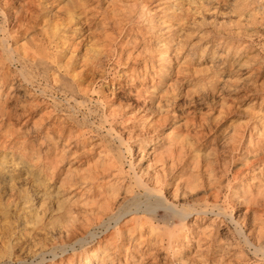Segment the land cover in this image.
Here are the masks:
<instances>
[{
    "label": "bare ground",
    "instance_id": "1",
    "mask_svg": "<svg viewBox=\"0 0 264 264\" xmlns=\"http://www.w3.org/2000/svg\"><path fill=\"white\" fill-rule=\"evenodd\" d=\"M33 1L34 0L24 1L25 3H23L24 5H21L20 7L21 9L19 8L20 10L16 11L17 16L15 19L19 20L21 13L23 11L27 13L29 9L28 7L32 5ZM89 1L90 0H71L70 3L71 7L66 10L69 19L68 25L77 26L79 20L81 21L85 20L86 22L88 21L89 17L86 18L84 14L86 13V10H88L87 7L89 5L88 4ZM119 1L123 3L122 5L126 3L124 5L125 7L123 8L127 9L128 11L125 12L126 11L125 10L124 12L126 13V15H129L130 20L134 19L133 17L139 11L138 10L139 8H137L139 6L133 3L130 4L129 0H119ZM143 2L144 5L142 7L144 8L146 7V9L149 8L148 6L153 7L151 10H153L154 15L147 18L148 26L145 27V29H147L149 33L152 34L151 35L152 39L155 40L156 43L155 47H159L160 49V53H156V54H154L155 53L154 50H153L154 53L153 51L152 53L151 51L149 53L146 52L144 49V51L146 52V55L144 53L145 59L147 58V61L145 62L144 71L147 72V69L152 68V71H154L157 74V80L155 83L152 81L153 85H151V87L149 86V84H147L148 81L145 80V78L144 81L142 80V82H138L137 84L133 83L132 85H125L123 83H119L120 86L118 93L119 92L124 93V95H126L125 99L122 98L123 99L122 100L120 99V97L118 99L117 98L115 99V96L104 94L105 95L104 98L106 100L103 98L104 103H102L110 108L108 115H105V118H103L105 120H103L102 122L110 123V121H108L109 117L111 116L115 117L117 113L120 114L122 117H125L128 113H130L133 115V117L128 116L127 119L125 118L127 120L126 123H128V121L130 120H134V122L138 120L137 121L138 123H133V122L132 124L128 123L126 130L121 129L123 130V133L119 132L120 129L118 131L117 127H116L117 129L115 128V124L113 126L110 123L111 125L109 124L110 125L109 128L106 129L105 127L106 132L104 135L96 134L98 139H96L95 136L94 138L96 140L90 141L89 144L90 150L95 152L94 154H96V156L87 165L88 167L85 166L87 168L86 169L84 168V170H81L77 167L74 168L70 161V158L72 157V156L70 157V155L73 154L75 155L77 153V152L75 153V151L72 150L73 147L72 148L70 147L71 143L69 142L71 140L72 133L69 132L68 134L69 138L68 135L66 134L68 131L72 130V128L69 130L70 118L68 120L65 118L61 119L60 121L61 125H59L60 127L58 126L54 127L55 125L52 126L48 125L49 127H47L43 132V136L41 138V140L43 141L41 143L30 142L29 138L36 135V132L39 131L37 128L38 126L42 127L44 126V124L46 126V124L50 123L49 117L53 113L51 112V110L48 112L46 111L47 113L41 114L40 117L38 116L39 118L38 117L36 118L34 125L32 126L30 125L29 127L26 128L25 131L26 139L24 142H22L23 149H21L22 150L21 153L25 157L24 159L27 165H29L27 168L28 170L27 171L25 170L27 172V174H25L27 175L26 177L30 179L33 183V186L37 187L38 189L41 187L44 188L47 187L49 189L50 186L52 185L56 186L57 183L59 184L57 187L54 186L56 188L55 203L57 204V211L59 214L58 215L59 220L57 219L58 222H54V224L56 223L58 224L57 225L58 227L55 225L57 228L54 229L57 230L56 236H58V238L61 239V242L59 244L61 250H64V248L66 249L72 246L74 242L82 243L85 239V235L87 233L89 234L91 225H94L95 223L106 229H108L114 224L113 227L114 230H109L102 237V239L99 240L96 247L85 250L86 255L84 256V258H80L78 261H74L73 259L70 262H66L63 264H72V263L73 264H115L113 260L115 251L113 250L118 248L120 244L126 245V248L128 250L131 248L130 245L131 242H134L135 244L134 249L137 248L136 252L140 253V255L137 258L133 257V262L131 264H146L147 262L144 261L145 257H148V255H150L151 253L153 254V252L157 251L151 249L150 251L142 252L140 248L143 244L141 242H144L143 241L144 239L143 240L141 239L143 237L146 238L147 236L149 237L148 239L146 238L148 244H150V242L153 241L154 245H161L162 247H166V249L169 250V253L170 252L172 253V251H174L175 253L176 252L175 250H177L176 254L179 253L178 250L180 249H182L183 251V248L185 246L190 248L191 247L190 243L194 242V241L191 242V240H196L195 242L197 248L196 250L194 249L196 251L195 255L194 256L191 255L192 257H187V256L180 257L181 259L178 264H234L235 262L237 263V259L239 257L238 254L240 252L239 253L237 252L238 253L237 256L235 257L233 256V258L230 259L233 253H231L232 250L230 248L229 249L231 251H229L228 249V247L231 246V243H229L230 242L229 227L227 231L222 233L220 227H218L214 235L211 234L210 228H208L209 231L207 228L203 230L201 228L200 229L198 228L197 223L200 222L201 220H204L210 214H215L216 217H219L221 219L222 217L228 218L230 223L233 224L234 233L240 239L241 241L240 243H242L245 247L249 248L252 251L253 254L251 252L250 254L254 255V257H256L257 259L262 260L264 259V244H263L264 243L263 242V238H264V232H263L264 230V119H258V121L255 122V124L253 123L254 124L253 127L250 125L252 129L250 128L251 131L248 135L249 137L247 138L245 137L246 142L244 144H241L240 142L241 140L239 141V136H238L239 134L237 135L235 133L232 135L233 137L232 136L230 137L229 135L228 140H225L226 145L224 146L221 145L223 147L222 155H220V153L219 154L217 153V149L219 148H217L216 152H214L212 146L210 147L213 149L212 152H214L213 154L210 153L212 155L207 154V152L209 151H207L205 155L204 154L202 155L201 154L202 149L199 150L200 148L199 142L201 140V136H203L204 133H207L205 131L203 133L202 128L204 127L206 128L210 124L212 125L211 119L210 120H208L209 118L207 119L208 121H211V123H208V121L205 118L204 120L201 118L203 121L197 122L196 120L193 119L194 117L190 118L194 114L191 113V116L189 117L185 114L186 116L184 115L185 116L184 117L182 115V111L179 112L177 110L178 109L177 107H176L177 109L174 107L173 109L171 108V106H173L171 103V101L173 100L172 98L173 93L171 94L170 92L171 91L175 92V87H177L178 85L180 87V84L183 83L182 78H184L182 77V74H184L187 71L182 69V66L186 65V61L184 59L187 58L194 59L196 55L194 54V51L196 50L195 48H194L195 50H191V51L190 49H187V48L192 49L194 45V44L190 45L191 42L188 43L190 37L187 34V30L185 29L186 28L185 25L187 24L185 17L187 13L185 14V11L187 9L184 11L183 9L184 5L182 3V0H144ZM4 4L6 3L4 2ZM118 4L116 2H112L111 7L113 8V10L116 11V9L119 8V6H117ZM24 7H27L28 9H25ZM108 10L106 9L104 12V17L106 19L108 16ZM142 14H144V10L143 12H141V16ZM3 15H6V13H4ZM141 16L139 17L141 18ZM115 18L117 17L115 16ZM25 19L23 18V21ZM36 19L38 18L36 17ZM30 22L33 21L31 20ZM36 22L37 21H35V23ZM63 24L64 23H57L55 29L58 31L60 29V26ZM21 26L22 25H20L19 27ZM17 32L20 33L19 29L18 31H16V33ZM9 37H11V34L7 31V28L5 29L4 26L1 27L0 25V90H1L0 91V131H2L1 129H3L7 123L8 126L9 124L11 125L10 116L13 115L12 118L15 116L14 119L16 118L17 120L21 116V114H15V115L10 114V111L8 110L7 107L8 101L11 98L10 96L11 94L9 95L8 93L11 92V90L19 89L21 85L18 84L17 81L11 80L12 82L10 81L11 82L10 88L7 87L9 90L6 92V94L2 93V91L4 90L3 87L6 85L7 81L9 80L8 77L10 76L8 66L14 64H20L22 67L21 68L18 67L19 74L27 84H31V85L34 81L33 78L30 77V74L27 71V68H29L28 65L31 64L32 67L35 66L38 70L41 69L42 70L41 75L46 79L50 77V71L53 68L49 64V62L45 59L46 57L44 58L38 57L36 59L34 58L35 56L33 55V53L29 52V50L25 45L20 44L18 41H14L16 40L17 36L11 37L13 44L10 43V39H8ZM75 44L77 45V43ZM152 47L154 49V46ZM98 51L100 50L98 49ZM202 52L203 53L206 52V48ZM141 53L142 52L140 51L138 54L142 55ZM47 55L48 54H46V56ZM202 55H203L202 59L200 60L203 61L204 54ZM213 55L214 56L211 59L210 66L213 65L214 67H216L217 71L215 72L214 75H212V77L209 78L211 79L210 81H213L217 78L222 79V77L220 76L227 72L226 71L227 63L225 64L226 61L223 59L222 55H220L218 52L217 53L215 52ZM32 58H34L35 60H32ZM87 58L85 57L86 62H87ZM89 60H91L90 57ZM83 61H84V57H83ZM127 61L128 60H126V62ZM184 61L185 64L182 65ZM167 62H169L170 64L168 65ZM133 71L135 70L133 69ZM136 73L137 72H135V74ZM138 75L140 76V74ZM184 75L187 76V74ZM202 76H204V74ZM58 77H61V75ZM171 80L174 82H170ZM187 80L191 81L190 78H188ZM60 81L64 91H67L66 93L69 92L72 95L71 97L74 98L75 101L77 102L80 101L77 99L79 94L82 95L83 93H85L84 94L85 96L89 94V89L86 90V88L84 89L80 87L82 85L81 80H76L75 83H72L66 80V77L63 76L61 77ZM219 81L221 80H218V82ZM201 84H199L198 82V85ZM211 89L215 90L213 88ZM178 90H180V88ZM131 95L133 96V99L130 98ZM178 95L179 94L176 93L174 96H176L177 98ZM115 100L118 102H116ZM81 103L84 104L82 101H80V104ZM115 104H117V107L115 106ZM223 105L225 104H222L220 108H222ZM43 106L44 105H41L35 99H32L30 97L29 101L23 107L24 110L23 115L27 116L25 112L31 114L37 109H42ZM87 109L89 110L90 108ZM220 111L222 112L223 110L219 109V112ZM93 112L95 113V111ZM218 116L219 115H217V117ZM225 117H227V115ZM222 118H220L219 120H221ZM125 119L123 118L122 121H124ZM216 121L218 122V120H215L213 122L215 123ZM233 124H235L234 126H236V123ZM13 125H11V127ZM239 126L241 125L239 124ZM200 128L202 129V132ZM209 128H210L209 130H212L211 127ZM215 128L217 129V131L218 130L224 131L226 129V127H223V125L220 124L219 126L216 124ZM231 128H227V129H231ZM97 129L100 130L101 127H98ZM237 129L240 131L241 128L239 129L237 127ZM237 129L235 130L237 131ZM92 130L93 129L91 128L90 131L92 132ZM228 131L231 132V133L228 132L229 134H232V130H228ZM88 132L89 130H85L82 132L83 133L82 135H85ZM224 134L226 135L227 132ZM241 135L243 137L246 136L243 134ZM235 136H237L238 138L237 137L235 138ZM2 138L1 140L5 141L6 137L5 138L2 137ZM132 142L136 143V150L139 154V157L137 156L136 157L138 159L140 158L138 162H135L133 158L135 146L132 144ZM45 143H47V145H45ZM220 143H222V140ZM39 145L42 147L39 148L38 147ZM36 148L39 149L37 150ZM95 148L96 149L99 148L100 150L97 149L98 150L97 152L95 151ZM207 150H209V148ZM220 151L222 152V150ZM235 151L242 153L241 158L238 159L240 160L239 162L241 163L240 164L241 166L237 164L239 168L237 169L235 168L236 173L234 171L236 176L233 173L235 176L234 180L237 183H235L234 180L233 181L229 180L227 183H225L223 178H225V176H228L227 175L229 172L228 168H230L229 167L230 163H228L229 156H231V154L234 153ZM90 154H92V152ZM127 155L130 159V160L128 159L129 170L128 173H125L124 165L127 160ZM41 159L43 160V162L45 161L44 165H40L41 163L40 164L38 163V161L41 162ZM31 160H33V163L36 161V164H33ZM144 160L146 164L145 163L141 164ZM68 163H70L71 165L70 166L68 165V167H66V164ZM225 187L227 190L225 189ZM14 190L15 189L11 184L9 188L11 195L14 194L15 192ZM200 190H202L205 193V194L203 193L204 195L211 196V198H213L212 202L209 203L207 200H204L203 203L200 202L198 203L199 201L198 193ZM223 190L228 191L224 197L225 204H223V206L226 205L225 207L221 206L220 204V201L224 196ZM235 200H237V203H239L238 206H242L243 204L246 205L244 212H241V214L238 212L239 214L234 215L233 213L229 214L228 212L229 210L228 208L231 207L232 203L234 204ZM5 205L6 208L0 209L2 211L1 212L2 216L0 218V232L2 234L1 235V239L3 241L2 243L7 244L6 240L8 239V234H10L11 226H9L10 224L5 221L6 218L4 217L7 216L8 214L9 203ZM38 212L37 211L33 212V215L31 216V218L33 217V219L36 222L40 221ZM127 217L129 218L126 220ZM192 219H194L193 222ZM209 232L210 234H207ZM226 241L228 243H226ZM214 245L216 246V254L214 253L215 256L211 257L208 253L206 255L205 252L206 251L210 252ZM235 246L237 247V243ZM59 247L56 246L52 251L53 258L51 264H54L55 258L58 256V252L56 249H60ZM72 249L75 250V245L72 246ZM11 252L12 251L10 250V253ZM226 256L228 257V259H226ZM218 257L219 258L221 257L220 260H218ZM43 260L44 257H42L41 262H43ZM65 260H68V257L62 259L63 262ZM244 264H248V263H244Z\"/></svg>",
    "mask_w": 264,
    "mask_h": 264
},
{
    "label": "rangeland",
    "instance_id": "2",
    "mask_svg": "<svg viewBox=\"0 0 264 264\" xmlns=\"http://www.w3.org/2000/svg\"><path fill=\"white\" fill-rule=\"evenodd\" d=\"M24 1H28V0H0V25L1 27L4 26L5 29L7 28V31L11 34V37L17 36L16 40L14 41H18L20 44L25 45L27 49L29 50V52L33 53V55L35 56L34 58L37 59L38 57H41V58L46 57L45 59L49 62V64L53 68L50 71V77L46 79L45 77L41 75L42 74L41 69L38 70L35 66L32 67L31 64L28 65L29 68H27V71L30 74V77L33 78V81H34L31 85V84H27L23 80L21 75L19 74L18 67L19 68L22 67L20 64H14V65L8 66L10 76L8 77L9 79L7 81L8 84L6 83V85L3 87L4 90L2 91V93L6 94V92L9 90L8 88H10L11 86V82H12L11 80L17 81L18 84L21 85L19 89L11 90V92L8 93L9 95L11 94L10 95L11 98L9 99L8 104H7L10 114H14V115L21 114V116L18 120L16 118L14 119L15 116L13 118H12L13 115L10 116V120H11L10 123L11 125L13 124L14 125L11 127V125L9 124L8 126V123H7L5 127L1 129L2 131H0V209L6 208L5 204L9 203L8 214L7 216H4V217L6 218L5 221L10 224L9 226H11L10 234H8V239L6 240L7 244L2 243L3 242L1 239L2 234L0 232V264H39L42 261V257H44V260L40 264H51L52 258H53L52 251L56 246L59 247V244L61 242V239L58 238V236H56L57 230L54 229L58 227L57 226L58 224L57 223L54 224V222H58L59 220L57 204L55 203L56 201V198H55L56 188L55 187H57L59 184L57 183L56 186L54 185L55 187L51 184L52 186H50L49 189L47 187L46 188L41 187L38 189L37 187L33 186L32 181L26 177L27 175L25 174H27L26 171L28 170L27 168L29 165H27L24 159L25 157L21 153L22 152L21 149H23L22 142H24L26 139V134H25L26 128L29 127L30 125L31 126L34 125V122L36 121V118L38 116L40 117L41 114L47 113L48 111L51 110V112L53 113L49 117L50 123L46 124V126L44 124L45 127L38 126L37 128L39 131L36 132V135L29 138L30 142L41 143L43 141L41 140L43 136V132L47 127L52 126V125H55L54 127H57V126L60 127L59 125H61L60 124L61 119L65 118L68 120L70 118L69 119L70 120L69 130L71 128L72 130L68 131L66 134L68 135L69 132L72 133L71 140L69 143L71 144L73 142L74 143L72 145L70 144V147L71 148L73 147L72 150L75 151V153L77 152L76 154H78V155L76 154L74 155L72 151L71 153L73 155H70V157L72 156L70 158V161L74 168L77 167L81 170H84V168L86 169L88 167L87 165L96 156V154H94L95 152L90 150V146H89L90 141H95L96 139H98L97 135L99 134L104 135L106 132V129L109 128L111 124L113 126L115 124V128L117 127L118 129L117 128L116 129L118 131L120 129L119 132L123 133V130L121 129L126 130L128 123L130 124H132V122L138 123L137 122L138 120H136L135 122L134 120H130L128 121V123H126L127 122L126 119L128 116L133 117V115L130 113H128L125 117H122L118 113L115 115V117L114 116L109 117L108 121H110L111 124L108 121H107L108 123L102 122L103 120H105L103 118H105V115H108L109 110H110L109 107L102 104L104 103V99H105L104 96L111 95V96H115V99L116 98L118 99L119 97L120 99L122 98L125 99L126 95H124V93H121V92L118 93L119 86H120L119 83H123L125 85H132L133 83L137 84L138 82H142V80L144 81V78L145 80L148 81L147 84H149V86L151 87V85H153V82L155 83L157 80V74L154 71H152V68L147 69V72L144 71L145 62L147 61V58L145 59L144 53L146 55V52L150 53L151 51L152 53V51L154 50L155 53L154 51L153 53L156 54V53H160V49L159 47H155L156 43H155V40L152 39V36H151L152 34L149 33L147 29H145V27L148 26L147 18L154 15V12L153 10H151L153 8L152 6H148L149 8L147 9L146 7L145 8L142 7L144 5V2H143L144 0H129L130 4L133 3L139 6L137 7L139 8L138 9L139 11L136 14L137 16L135 15L133 17L134 19H132L133 22L132 20L129 19V15H126L125 13L128 10L123 8L125 7L124 5L126 3L122 5L123 3H121V1L119 0H90L88 2L89 4L87 7L88 10H86V13L84 14V16L86 18L89 17V19L87 22L85 20H82V21L79 20L80 22L78 21L77 26L68 25L69 19H68L66 10L71 7L70 6L71 0H37V1L34 0L32 2V5L28 7L29 9L27 7H24L25 9H28V11L27 13H25L24 11L21 13V16L19 19L20 21H19L15 19L17 16L16 11L21 9L20 7L21 5H24L23 4L25 3ZM111 1L116 2L117 4L119 3L117 6H119V8L121 7L122 9L117 8L116 11L113 10V8L111 7V4H112ZM4 2L6 4H4ZM182 3L184 5L183 6L184 11L187 9L185 11V14L187 13L185 17H186V23L189 25L186 24L185 29L187 30V34L190 37L188 40L189 41L188 43L191 42L190 45L194 44L192 49L191 48H187V49H190V51L196 49L195 50L196 52L194 51V54L196 55L194 59H191V58L184 59L186 61V65H184L185 61L184 63H182V65H184L182 66V69H184L185 71L187 70L184 73V74H187V76L182 74V77H184L182 78L183 83L180 84V87L179 85L175 87V92L174 91L170 92L171 94L173 93L172 94L173 100L171 101L173 106H171V108L173 109V107L174 108L177 107L178 109L177 108L176 109L179 112L182 111L183 116L186 114L189 117L191 116V113L194 114L190 118L194 117L193 119L196 120L197 122L203 121L204 118L206 120L208 118H209L208 120L211 119L212 125L210 124L211 126L210 125L207 126L208 127V128L206 127L207 129L205 127L202 128L203 133L204 131L207 133L209 132V133L208 134L204 133L205 136L202 134L203 136H201V140H200L201 143L199 142L200 144L199 150L201 149L203 150V151L201 150L202 155L203 154L205 155L206 152L209 151L207 152V154L209 155L210 153L213 154L214 152H216V149L219 148L217 149V153L218 154L220 153V155H222L223 153L222 146L226 145L225 140H228L229 135L231 137L235 133L237 135L239 134L238 135L239 141L241 140L240 141L241 144H244L246 142L245 137L246 138L249 137L248 135L252 127L254 126L255 122H257L258 119H264L263 117L264 116V19H263L264 18V0H237V1L236 0H213V1L212 0H206V1L205 0H186V1L182 0ZM106 9L107 10L109 9L107 19L104 17V12ZM145 9H146V12H145ZM143 10H144V14H142L141 16V12H143ZM4 13H6V15H3ZM24 14L25 15L27 14V15L25 16ZM144 15L146 18L144 17ZM115 16L117 18H115ZM139 16H141V18ZM22 17L24 19L26 17L27 18L23 21ZM36 17L38 19H36ZM31 20L34 23L35 21L37 22L34 24L33 22H30ZM57 23H64L63 25L60 26V29L58 31L55 29ZM131 24L135 26L133 27ZM20 25H22L23 27L22 26L19 27ZM119 28L121 29V31ZM18 29L20 33L18 32L16 33ZM131 32L133 33V35ZM107 35L109 36V38ZM11 37H9L8 39H10V43L13 44ZM96 39H98L99 41ZM75 43H77V45ZM152 46H154V49ZM205 48H206V52L203 53L202 51ZM98 49L100 51H98ZM144 49L146 52L144 51ZM94 50H95V53H94ZM34 51H36L37 53ZM140 51L142 52L141 54L143 56L138 54ZM215 52L216 53L218 52L220 55H222L223 59L226 61L225 64L227 63V67H226L227 72L225 74H222L221 76L219 75L220 77H222V79L217 78L213 81H210L211 79L209 78L212 77V75H214L215 72L217 71L216 67H214L213 65H212L213 67L210 66L211 59L214 56L213 54ZM46 54L48 55L46 56ZM202 54H204L203 61L200 60L202 59V56H203ZM125 55L126 56L130 55V56L126 57ZM83 57H84V61H83ZM85 57L87 58V62H86ZM89 57L91 60H89ZM34 58H32V60H35ZM126 60L128 61L126 62ZM182 62H183V59H182ZM94 63L97 65H95ZM167 64L169 65L170 63L167 62ZM86 65H89V66H86ZM133 69L135 71H133ZM140 69L142 72L140 71ZM135 72H137L136 73L137 75L135 74ZM138 74H140L141 77ZM203 74L204 76H202ZM60 75L61 77L63 76L66 77V80L72 83H75L76 80H81L82 85L80 87L84 89L86 88V90L89 89L88 95L85 96L84 95L85 93H83L82 95L79 94L77 97V99L82 101L84 104L82 103L80 104V101L78 102L75 101V99L71 97L72 95L69 92L66 93L67 91H64L60 83L61 77H58ZM190 75L191 76L193 75V76L191 77ZM188 78H190L191 81H188L187 80ZM200 79L201 80L203 79L202 80L203 82ZM172 80L170 82H174ZM218 80H221L222 82L221 81L218 82ZM198 82L199 84H201L202 82V84L198 85ZM179 88L180 90H178ZM211 88L215 90H212ZM176 93L180 95V96L178 95L179 97L177 96V98L176 96H174ZM30 97L32 99H35L38 103L44 106L42 109H37L31 114H29L28 112H25V114H27V116H25L23 115L24 113L23 107L29 101ZM130 98L133 99V96L131 95ZM222 104H225V105H223L222 108H220ZM115 106L117 107V104H115ZM86 107L90 109L88 110ZM218 108L223 111L219 112ZM228 109H230L231 112ZM93 111H95V113ZM217 115L219 116L217 117ZM224 115L225 116L227 115V117H225ZM123 118L124 119L126 118V119L122 121ZM220 118L222 119L219 120ZM254 118L256 119V121ZM215 120H218V122L216 121L214 123L213 121ZM211 121H208V123H211ZM233 123H236V126H234L235 124ZM216 124L218 126L219 124L223 125V127H226V129L224 131H219V130L217 131V129L215 128ZM239 124L241 126H239ZM80 125H83V126H80ZM242 125L245 126L246 129ZM233 126L235 127V129H237V127L239 129L241 128L240 129L241 132L238 129L236 131ZM98 127H101L102 130L100 129L101 130L100 131L99 129H97ZM209 127H211L212 130H209L210 129ZM91 128L93 129L92 132L94 133L96 132L95 134L90 131ZM227 128H231V129H227ZM202 129H201V132H202ZM85 130H89V132L85 135H82L83 134L82 132ZM228 130H232V134H229L228 132L230 131ZM226 132L227 134L225 135L224 133ZM241 134L246 135V136L243 137ZM2 137L4 138L6 137L5 141L1 140ZM236 137L237 136H235V138ZM68 138H69V135H68ZM202 138H203V141H202ZM221 140H222V143H220ZM132 144L135 146L133 158L135 162H138L140 158L139 159L137 158L139 157V154L136 150V143L132 142ZM45 145H47V143H45ZM211 146L214 149V152H212L213 149L210 148ZM38 147L41 148L42 146L39 145ZM39 148H36V149L38 150ZM208 148L209 150H207ZM97 149L100 150L99 148ZM97 149L95 148V151L98 152ZM220 150H222V152ZM87 151H90V152H87ZM91 152L92 154H90ZM234 153L231 154L232 157L229 156L228 163H230L229 167L231 169L228 168L229 170L227 174L228 176H225V178H223L225 183H227L229 180H232V181L234 180L236 176L235 174L236 169L239 168L238 165L241 164L239 162L240 160L238 159L241 158L242 153L240 152H236L235 154ZM128 159L129 157L127 155V160L124 165L125 173H128V170H129L128 161L130 159L129 160ZM31 161L33 163V160ZM44 162L42 159H41V162L38 161L39 164L41 163L40 165H44L45 164ZM79 162L81 163V165ZM143 163L146 164L145 160L141 164ZM33 164H36V161ZM71 164L70 163L66 164V167H68V165L70 166ZM233 164L236 166H234ZM79 165L80 167L81 166L82 167L80 168ZM233 173L235 174V176ZM234 182L237 183L235 180ZM10 183L13 185V188L15 189L14 190L15 192L13 195H11L9 191V188L11 185ZM226 190H223L224 196L220 201L221 206L225 204L224 197H225V194L228 192ZM203 193L204 192L202 190L199 191L198 203L199 202L203 203L204 200H207L209 203L212 202L213 198H211V196L209 195H204L205 193L204 194ZM48 196L50 197V199ZM238 205L239 203H237V200H235L234 204L232 203L231 207L228 208L229 214L233 213L234 215H237L239 213L241 214V212H244L246 205L243 204L242 205L243 207L238 206ZM225 206L226 205H224L223 207ZM31 210H32V213H31ZM35 211L37 212L39 211L38 212V215L40 217L39 222H36L33 219V217L31 218V216L33 215V212ZM1 212L2 211L0 210V218L2 216ZM128 218L129 217H127L126 220ZM193 221L194 219H192V222ZM197 224H198V228L199 229L201 228L202 230L206 228L207 229L210 228L212 235H214L218 227H220L221 233L227 231L228 227L230 228V238H229L230 242L229 243H231L232 248L230 246L228 247V249L230 248L233 251L232 252L229 249V251L233 253L230 259H232L233 256L234 257L237 256V254L240 252L238 254L239 257L237 259V263L235 262L234 264H241V263L242 264L244 263L264 264V259L262 260L257 259L256 257H254V255H252L253 253L249 248L245 247L242 243H240L241 242L240 239L234 233L233 224L230 223L228 218L222 217L221 219L219 217H216L215 214H210L204 220H201ZM206 224L207 225L209 224V225L207 226ZM113 227H114V224L108 229L97 225V223H95L94 225H91L90 232L89 234L87 233L85 235L84 241L82 243L74 242L73 245H75V250L72 249L73 245L66 249L64 248V250H61L60 247H59L60 249H56L58 252V256L55 258L54 264H60V263L63 264L66 262H70L73 259L74 261H78L80 258H84V256L86 255L85 250L96 247L99 240L102 239V237L109 230H114ZM207 234H210V232ZM146 238L148 239L149 237L147 236ZM146 238L143 237L141 239V240L144 239L143 241L145 242V243L141 242L143 243L140 248L142 252L150 251L151 249L157 250L156 251L157 253L153 252V254L151 253L150 255H148V257H145L144 261L147 262L146 264H151V263L152 264H178L181 259L180 257L182 256L192 257L196 253L195 251L197 248V245L195 242L196 240H191V242L192 241L194 242L190 243V246H191L190 248L185 246L183 248V251L182 249L178 250L179 253L180 252L182 253L176 254L177 250H175L176 251L175 253L174 251H172V253L171 252L169 253V250L166 249V247H162L161 245H154L153 241H152L153 243L150 242V244H148ZM227 241L226 243H228ZM263 242H264V238H263ZM236 243H237V247L235 246ZM130 245H131V248L128 250L126 248V245H121V244L119 245L118 248L113 250L115 251L114 259H113L115 264H131L133 262V257L137 258L140 255V253L136 252L137 248L134 249L135 248L134 242H131ZM10 250L12 251L11 253H10ZM250 252L252 254H250ZM207 253L211 257L215 256L216 246L214 245L210 252L209 251L205 252L206 255ZM67 257H68V260H65L63 262L62 259H65ZM220 258L218 257V260H220ZM226 259H228L227 256H226Z\"/></svg>",
    "mask_w": 264,
    "mask_h": 264
}]
</instances>
